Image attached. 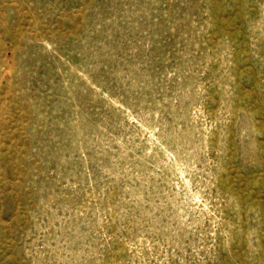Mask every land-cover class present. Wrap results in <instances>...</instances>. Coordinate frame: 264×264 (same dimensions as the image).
<instances>
[{"label": "rangeland", "instance_id": "374dc122", "mask_svg": "<svg viewBox=\"0 0 264 264\" xmlns=\"http://www.w3.org/2000/svg\"><path fill=\"white\" fill-rule=\"evenodd\" d=\"M0 264H264V0H0Z\"/></svg>", "mask_w": 264, "mask_h": 264}]
</instances>
